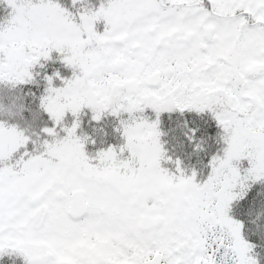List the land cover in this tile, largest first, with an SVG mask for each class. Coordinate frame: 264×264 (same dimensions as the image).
I'll return each instance as SVG.
<instances>
[{
	"label": "snow or ice",
	"instance_id": "obj_1",
	"mask_svg": "<svg viewBox=\"0 0 264 264\" xmlns=\"http://www.w3.org/2000/svg\"><path fill=\"white\" fill-rule=\"evenodd\" d=\"M0 264H264V0H0Z\"/></svg>",
	"mask_w": 264,
	"mask_h": 264
}]
</instances>
